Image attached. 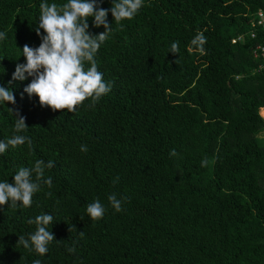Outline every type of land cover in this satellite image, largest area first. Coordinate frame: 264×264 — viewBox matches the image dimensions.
Listing matches in <instances>:
<instances>
[{
  "label": "trees",
  "instance_id": "1",
  "mask_svg": "<svg viewBox=\"0 0 264 264\" xmlns=\"http://www.w3.org/2000/svg\"><path fill=\"white\" fill-rule=\"evenodd\" d=\"M41 2L0 0V86L16 100L0 104V141L32 140L31 149L0 154V182L13 183L38 159L54 161L45 170L53 186L42 184L31 207L0 206V264H264V70L253 57L264 31L249 35L264 0H144L123 27L109 11L112 32L95 60L112 88L75 113L29 97L31 78L12 81L16 64L26 63L24 45L41 44ZM100 7L111 9L112 0ZM93 20L89 32H104ZM198 32L203 53L190 43ZM176 41L179 54L169 53ZM8 108L26 118L25 132L14 133ZM113 193L120 212L108 201ZM96 199L106 211L93 222L86 209ZM45 213L55 240L41 257L16 244L35 231L28 220Z\"/></svg>",
  "mask_w": 264,
  "mask_h": 264
},
{
  "label": "clouds",
  "instance_id": "2",
  "mask_svg": "<svg viewBox=\"0 0 264 264\" xmlns=\"http://www.w3.org/2000/svg\"><path fill=\"white\" fill-rule=\"evenodd\" d=\"M102 0H67V3L58 5L49 4L43 0L40 4L39 26L36 34L41 39L38 48H31L27 44L22 49L26 63H17L12 75V81H25L31 78V82L24 88V92L31 97L39 98L42 107H50L52 110L67 109L69 113H75L77 107L86 99L91 98V105L95 106L102 96L111 91L112 85L103 80V74L98 71L95 55L101 45L109 38L112 32V24L108 23L109 11L114 23L123 27L122 21L132 20L138 11L144 6V0H112L111 9L100 7ZM94 18L93 26H103L104 32L93 35L89 32L88 19ZM43 29L44 35H41ZM7 39L5 32H0V40ZM191 45L203 53V45L206 37L198 32L191 40ZM169 53L179 54V42H173ZM178 60L175 62L177 63ZM90 67L85 68V63ZM12 81H9L11 84ZM15 104V96L11 88L0 86V104ZM15 117L14 133L25 132L28 126L26 118L19 111L8 108ZM27 143L32 147V140L25 135L14 134L7 140L0 141V154H4L8 148L16 149ZM81 152H87L86 145H81ZM177 155L175 149L170 156ZM207 166V159L201 161V167ZM54 167V161L38 159L33 167H20L13 176V183L0 182V206L8 205L13 209L31 207L33 196L40 191L41 185L51 188L52 177L45 178V170ZM33 175L35 178H33ZM118 177L113 181L116 183ZM46 195L51 196L48 192ZM111 207L120 212L123 210L122 201L116 194L108 196ZM105 208L99 199L87 205V216L93 221L103 218ZM83 220V218L81 217ZM54 217L52 214H41L35 219H29V224H35V231L25 238L20 235L16 245L23 246L29 251H34L43 257L49 250L48 246L55 240L54 234L49 230ZM75 227V226H73ZM71 230V229H69ZM81 237L84 232H79ZM69 253H75V247L67 249ZM32 264H41L36 259Z\"/></svg>",
  "mask_w": 264,
  "mask_h": 264
},
{
  "label": "built area",
  "instance_id": "3",
  "mask_svg": "<svg viewBox=\"0 0 264 264\" xmlns=\"http://www.w3.org/2000/svg\"><path fill=\"white\" fill-rule=\"evenodd\" d=\"M255 30H253L249 35L252 40H255L257 38V31H264V10L259 9L255 13ZM244 35H239L235 39H233L231 42L232 44L240 43L244 40ZM253 57L255 60H259L262 62V64L259 67V70H264V45L257 46L254 50Z\"/></svg>",
  "mask_w": 264,
  "mask_h": 264
},
{
  "label": "rangeland",
  "instance_id": "4",
  "mask_svg": "<svg viewBox=\"0 0 264 264\" xmlns=\"http://www.w3.org/2000/svg\"><path fill=\"white\" fill-rule=\"evenodd\" d=\"M260 137L264 139V132L260 133Z\"/></svg>",
  "mask_w": 264,
  "mask_h": 264
}]
</instances>
